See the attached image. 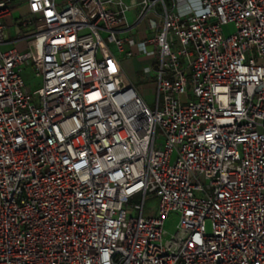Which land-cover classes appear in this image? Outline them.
I'll return each mask as SVG.
<instances>
[{"label": "built area", "instance_id": "2783aa9c", "mask_svg": "<svg viewBox=\"0 0 264 264\" xmlns=\"http://www.w3.org/2000/svg\"><path fill=\"white\" fill-rule=\"evenodd\" d=\"M0 264H264V0H0Z\"/></svg>", "mask_w": 264, "mask_h": 264}, {"label": "rangeland", "instance_id": "374dc122", "mask_svg": "<svg viewBox=\"0 0 264 264\" xmlns=\"http://www.w3.org/2000/svg\"><path fill=\"white\" fill-rule=\"evenodd\" d=\"M11 14H12V18L14 19L18 18V16L21 17L29 16L28 7L26 4L17 6L16 8L12 9ZM128 19L129 20L132 19L130 13L128 14ZM13 23H15V25L18 27L19 32L22 33L23 36L34 33L33 28L31 29L30 26L22 25L20 19L14 22L11 19H8L7 25H11ZM223 29L225 33H228L233 30V26L231 24H227L223 26ZM12 32H14V30ZM40 41H41V36L37 35L30 37L27 41L25 40L15 41L14 45L17 47L19 51H24L26 49H29V46L40 48L41 45ZM8 46L9 45L2 46V49ZM21 76L25 83L30 84L32 86H35L38 81L37 78L33 77V71L31 67H27L24 70H22ZM131 79L133 80L135 87L141 93L145 101L147 103H151L154 99V94H155V78L152 77L146 78L143 77V75L141 74H135L132 75ZM181 105L185 106L186 103H182ZM140 199H141V195L135 194L128 199V204L132 206H136L140 203ZM155 205H156V198L148 193L143 202L144 210L147 211L149 210L150 207H153ZM129 213L133 215H137V209H129ZM176 221H177V215L175 213H170V215L166 218L163 227V229L166 232V234L163 236L165 239L168 238L174 232Z\"/></svg>", "mask_w": 264, "mask_h": 264}, {"label": "crops", "instance_id": "0c3cea01", "mask_svg": "<svg viewBox=\"0 0 264 264\" xmlns=\"http://www.w3.org/2000/svg\"><path fill=\"white\" fill-rule=\"evenodd\" d=\"M24 4L23 2H17L13 8ZM12 8V9H13ZM8 19H11L14 22V18H12V14H10L5 19V23L7 24ZM149 61V57L144 54H134L130 58L122 57L121 60V67L124 72L127 74L128 78H132V75L141 74L143 75V69L147 66ZM130 78L131 81H133Z\"/></svg>", "mask_w": 264, "mask_h": 264}]
</instances>
